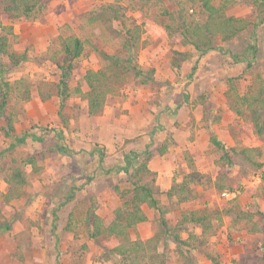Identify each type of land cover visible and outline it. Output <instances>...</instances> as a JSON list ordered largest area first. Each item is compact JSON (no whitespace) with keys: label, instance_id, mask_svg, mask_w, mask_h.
I'll use <instances>...</instances> for the list:
<instances>
[{"label":"rangeland","instance_id":"rangeland-1","mask_svg":"<svg viewBox=\"0 0 264 264\" xmlns=\"http://www.w3.org/2000/svg\"><path fill=\"white\" fill-rule=\"evenodd\" d=\"M229 1L226 15L258 25L228 43L214 39L215 46L229 54L212 50L201 56L183 46L176 32L180 13L189 21L206 20L197 0H43L31 19L14 18L0 9V26L12 29L10 50L28 56L3 73L10 91L0 117V264H122L121 258L106 252L107 236L89 237L85 220L92 210L109 217L130 200L126 174L103 169L121 166L125 154L147 148L153 153L149 167L162 193L157 198L166 211L164 219L184 244L165 237L161 214L146 206L142 211L147 220L129 231L131 239L159 234L157 251L163 264H214L213 259L235 264L245 252L262 257L264 135L253 132L250 114L237 98L255 95L264 86V14L257 13L250 0ZM110 3L121 7L127 27L141 25L144 30L131 63L141 75L132 71L126 86L108 96L103 115L90 117L77 85L86 91L85 73L104 66L100 52L123 59L130 55L121 45V22L86 23L87 14ZM70 35L83 40L85 49L75 61L70 96L59 111L58 97L41 102L36 86L58 81V39ZM250 47L255 48L253 54H245ZM175 51L191 55L179 70L171 66ZM231 54L247 59L251 68H245L246 61L235 63ZM3 62L8 63L6 57ZM25 84L31 86L28 101L20 96ZM9 118L15 129L12 138L5 135ZM212 139L229 149L259 148L262 168H223L222 151ZM163 144L166 153L161 156L157 149ZM35 154L42 155L37 171L25 163ZM15 169L24 174L21 187L6 183ZM218 175L222 189L216 186ZM185 181L189 184L184 194L179 186ZM16 193L20 196L14 197ZM188 211L207 215L210 228H179Z\"/></svg>","mask_w":264,"mask_h":264},{"label":"trees","instance_id":"trees-1","mask_svg":"<svg viewBox=\"0 0 264 264\" xmlns=\"http://www.w3.org/2000/svg\"><path fill=\"white\" fill-rule=\"evenodd\" d=\"M150 0H139L140 3L146 4ZM201 9L206 13V20L203 22L186 20L180 13L178 20L180 27L176 29L178 39L183 46L192 47L199 56L206 54L209 51L217 50L222 54H229L222 48L215 46L216 38L223 43L232 41L239 34L248 30L250 27L255 28L257 23H251L247 19L241 17H230L226 15V10L230 4L229 0H223L220 5L214 4V0H197ZM257 13L264 14V0H250ZM43 0H0V9L14 17L31 19L35 11L40 8ZM259 10V12H258ZM259 18V22L262 20ZM264 17V15H263ZM115 22H121V29L124 41L122 48L130 51V55L123 59L119 55H109L100 52L104 60V66L99 70H88L84 75L87 90L81 91L79 85L75 91L79 93V97L87 103V114L90 117H100L103 115L104 107L108 96L116 94L123 89L127 84V79L132 71H135V76L141 75L137 70V66L133 62V55L141 48V38L143 28L141 25H134L127 27L122 18V9L119 5L108 4L102 6L86 16V23L88 25L102 24L111 25ZM12 34L10 26H0V117L5 113L7 106L8 94L10 85L3 79V73L11 66H16L21 62L27 60L26 53L17 54L10 50L9 35ZM215 39V40H214ZM59 57L60 60L56 63L58 70V81L38 83L37 94L41 102L50 101L53 96L59 99V111L64 107L65 100L70 96L69 82L72 77V72L75 69V61L79 59L84 52L85 44L80 38L70 35L66 37H59ZM250 46H252L250 44ZM245 50L250 53L254 52L255 48L250 47ZM134 52V53H133ZM133 56V57H132ZM191 55L187 52L175 51L171 58V66L176 70L181 68V65L190 59ZM3 57H6L8 63L3 62ZM235 63L247 62V59L239 58L231 54ZM252 64L248 61L245 68H251ZM20 82V81H18ZM147 81H142L146 83ZM31 86L25 84V91L22 92L21 98L23 100L30 99ZM55 92V93H54ZM240 105L244 107L250 114V123L252 124L253 132L258 135H264V86H262L255 95H245L237 98ZM238 112V110H237ZM240 112V111H239ZM15 134V129L12 120H7V127L5 135L12 138ZM17 142L23 138H14ZM212 143L219 147L222 151L223 168L226 164L232 166L236 164L242 168L261 169L262 163L258 157L261 151L257 147H242L241 149L227 148L222 142L211 140ZM166 145L157 149L159 155L166 153ZM42 158L41 154H35L28 157L25 163L31 165L33 171H37L36 162ZM153 158V153L147 149L141 152H129L123 157V165L114 166L112 168L101 169L105 173H124L127 176V183L131 186L132 196L130 200L122 202L109 217H100L93 210L89 213L85 220V225L90 231L89 237L95 239L99 236L105 235L108 237L105 250L108 254L121 258L122 264H163L160 262L158 255V247L160 245L161 236L155 234L146 239H131L129 231L136 228V225L147 220L145 213L142 211V206L152 209L161 214L160 226L165 234V237L171 238L173 243L177 245L184 244L180 240L178 233L173 228H169L164 219L165 209L161 206L160 200L157 198L162 194L160 189L155 185L156 173L150 169L149 162ZM100 162L103 160V154L100 153ZM198 173H195V176ZM7 184L11 186H23L25 184L24 174L15 169L10 178L7 179ZM188 181H185L179 186L181 193H186L188 190ZM223 182L221 177H217V188L222 189ZM118 189V188H117ZM175 191V188H171ZM168 195V193H167ZM20 196L16 193L14 197ZM73 194L69 199H71ZM11 197L8 195L5 201H9ZM234 212L230 210L229 213ZM228 213V211H227ZM234 214V213H233ZM236 215V214H235ZM220 216L218 215L217 218ZM189 224L202 226L205 229L210 228V220L207 215L199 214L196 211H188L182 214V219L179 220V228L186 229ZM68 224L67 228H70ZM4 225L0 224V229L3 230ZM6 227L5 229H8ZM53 230L56 231V224L53 225ZM55 243H58V237L55 236ZM214 264H219L215 259ZM216 261V262H215ZM186 264V263H183ZM235 264H264V252L260 259L251 256L250 253H243Z\"/></svg>","mask_w":264,"mask_h":264},{"label":"built area","instance_id":"built-area-1","mask_svg":"<svg viewBox=\"0 0 264 264\" xmlns=\"http://www.w3.org/2000/svg\"><path fill=\"white\" fill-rule=\"evenodd\" d=\"M221 195H222L223 197H227V193H226V192H223Z\"/></svg>","mask_w":264,"mask_h":264},{"label":"clouds","instance_id":"clouds-1","mask_svg":"<svg viewBox=\"0 0 264 264\" xmlns=\"http://www.w3.org/2000/svg\"><path fill=\"white\" fill-rule=\"evenodd\" d=\"M222 193H223V192H222ZM222 193H221V194H222Z\"/></svg>","mask_w":264,"mask_h":264}]
</instances>
